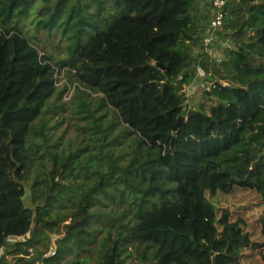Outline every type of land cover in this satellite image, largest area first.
<instances>
[{
    "label": "trees",
    "instance_id": "obj_1",
    "mask_svg": "<svg viewBox=\"0 0 264 264\" xmlns=\"http://www.w3.org/2000/svg\"><path fill=\"white\" fill-rule=\"evenodd\" d=\"M32 7L37 29L51 35L63 24V57L20 29ZM198 8L199 0H0V264L7 256L11 264H264V0H227L221 28L233 45L217 64L205 50L192 53ZM63 68L116 121L103 127L107 113L86 102L82 118L102 136L122 125L99 153L115 141L127 151L89 154L90 171L84 148L48 142L58 122L46 115L65 108L55 80ZM197 69L216 103L186 110L178 91Z\"/></svg>",
    "mask_w": 264,
    "mask_h": 264
},
{
    "label": "rangeland",
    "instance_id": "obj_2",
    "mask_svg": "<svg viewBox=\"0 0 264 264\" xmlns=\"http://www.w3.org/2000/svg\"><path fill=\"white\" fill-rule=\"evenodd\" d=\"M199 4L200 7L198 8V10H204V17L201 18L202 24H200V29L198 31L199 40L193 46L192 53L200 54L199 52H201V50H205L208 52V54H210L213 62L217 64V62L221 60V54L224 46H232L233 43L230 40H225V34L222 28L212 30L208 27L207 24L209 20L210 10L208 0H199ZM34 8L35 7H32L27 10L26 14L24 15L26 16V18L22 19L20 22V24L22 23L20 29L31 42H34L38 44V47L45 49V51L53 58L58 59L63 57L65 54H67L66 47L67 43L69 42L67 39L62 38L60 35L63 24H59L56 27H53L50 32L51 35H48L44 31V29H37L35 19L36 10ZM86 37L87 35L84 34L82 36V39H85ZM55 80L58 89L66 88L63 91L60 99L61 101L65 102V108H56V110H53L46 115L48 124L58 122L56 127L50 129L51 136L48 141L50 144H53L60 138L59 144L63 145V148H65L64 150H72L76 147L84 148L79 150L80 159L83 162H87L89 154L96 155V157H98L106 152L111 153L112 151V156H114L120 151H127V148L121 141H115L114 143L102 147V151L101 153H99L100 144H107V142L111 140V138L114 137L117 131H119L122 127L121 123H117L114 126L115 128L109 130L106 135L102 136V134H100V132L97 131L93 126L91 122L92 118H82L84 114L83 112L79 111V109H81V107H79V104L81 102H86L88 103L89 108L94 110L96 108V105L98 103H101L99 99V93L90 91L80 83L75 81L73 75L67 72L66 68L60 69L59 71L58 69L56 70ZM218 81L222 84H228L222 79H219ZM190 83L192 84V91L190 90L191 95L189 97V109L197 108L199 105L203 106L205 109H208L210 104L216 103V100H214L212 96H209L210 93H206V95L204 94L205 91L210 90V81L203 76V72L200 69H197L196 77ZM103 111L107 113V115L100 119L101 125L103 127L106 120L108 119L116 121L115 113L109 106L101 105L99 109H97V111L94 110V115H99ZM49 147L51 149H54L53 146ZM104 159H106L105 156ZM90 166L91 165L87 162L86 169L88 171L91 170ZM23 201L25 205L31 206L29 187L25 188ZM260 207L261 206H254L253 210H258ZM179 216L180 215L178 212H174L172 214V222L176 226L178 225ZM249 218L252 219L251 216ZM147 226L150 228H154L152 223L148 220ZM257 239L261 240L262 236H258ZM0 253H2V251H0ZM7 258V264H11L12 259H10L9 256H7Z\"/></svg>",
    "mask_w": 264,
    "mask_h": 264
},
{
    "label": "built area",
    "instance_id": "obj_3",
    "mask_svg": "<svg viewBox=\"0 0 264 264\" xmlns=\"http://www.w3.org/2000/svg\"><path fill=\"white\" fill-rule=\"evenodd\" d=\"M210 5L209 10V20H208V27L212 30L221 28L224 23L225 17V6L227 4V0H208ZM220 57V56H219ZM192 91V84L187 83L182 86V88L178 91L179 95L183 99L185 103V109H189V97ZM54 249L51 250V254H54Z\"/></svg>",
    "mask_w": 264,
    "mask_h": 264
},
{
    "label": "water",
    "instance_id": "obj_4",
    "mask_svg": "<svg viewBox=\"0 0 264 264\" xmlns=\"http://www.w3.org/2000/svg\"><path fill=\"white\" fill-rule=\"evenodd\" d=\"M156 64H158V63H156ZM163 68H164V67H163ZM159 83H160V85L163 87L164 83H163L162 81L159 82ZM213 83H214L215 85H217L218 87H221V88H228V84H222V83L219 82L218 80H214ZM205 93L209 94L210 92H209V91H205ZM184 119H185V116L182 115V114H179V115L177 116V119H176V121H175V123H174V125H173V131H175V130L181 125V123L184 121ZM212 261L215 262V256L212 257Z\"/></svg>",
    "mask_w": 264,
    "mask_h": 264
},
{
    "label": "crops",
    "instance_id": "obj_5",
    "mask_svg": "<svg viewBox=\"0 0 264 264\" xmlns=\"http://www.w3.org/2000/svg\"><path fill=\"white\" fill-rule=\"evenodd\" d=\"M199 7H200V4H199ZM203 11H204V10H200V11H199L200 22H202V19H201V18L204 17V16H203V14H204Z\"/></svg>",
    "mask_w": 264,
    "mask_h": 264
}]
</instances>
